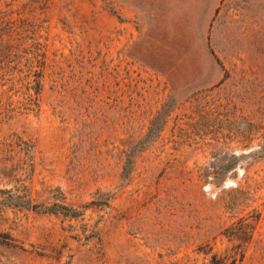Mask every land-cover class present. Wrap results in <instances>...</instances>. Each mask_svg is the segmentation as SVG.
Here are the masks:
<instances>
[{"label":"rangeland","instance_id":"obj_1","mask_svg":"<svg viewBox=\"0 0 264 264\" xmlns=\"http://www.w3.org/2000/svg\"><path fill=\"white\" fill-rule=\"evenodd\" d=\"M197 3L0 0V264H264V0Z\"/></svg>","mask_w":264,"mask_h":264},{"label":"crops","instance_id":"obj_2","mask_svg":"<svg viewBox=\"0 0 264 264\" xmlns=\"http://www.w3.org/2000/svg\"><path fill=\"white\" fill-rule=\"evenodd\" d=\"M219 0H198V10L196 12H201L205 16V21L209 23V20L216 12H226L224 8H218ZM218 3V4H217ZM179 12V11H178ZM182 12V11H181ZM187 12V11H184Z\"/></svg>","mask_w":264,"mask_h":264},{"label":"trees","instance_id":"obj_3","mask_svg":"<svg viewBox=\"0 0 264 264\" xmlns=\"http://www.w3.org/2000/svg\"><path fill=\"white\" fill-rule=\"evenodd\" d=\"M39 85H40L39 80H36V88H35V93L36 94L39 92ZM28 96H29V98H31V95H28ZM25 143H26V145H28L27 142H25ZM26 152H27V150H26ZM37 206H38L37 204L34 205V207H37ZM27 207H29V204L27 205ZM62 207L64 209L63 213H65V214H70V215H77L78 214V211L74 210L73 208H69L67 206H62ZM48 209H52V208L49 207ZM50 211H55L56 212V210H50Z\"/></svg>","mask_w":264,"mask_h":264}]
</instances>
